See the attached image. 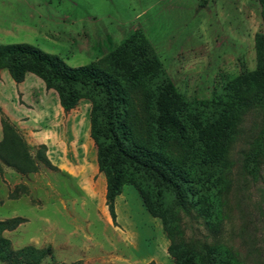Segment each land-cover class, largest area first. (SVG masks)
Wrapping results in <instances>:
<instances>
[{"label":"rangeland","instance_id":"obj_1","mask_svg":"<svg viewBox=\"0 0 264 264\" xmlns=\"http://www.w3.org/2000/svg\"><path fill=\"white\" fill-rule=\"evenodd\" d=\"M204 2L0 0V45L28 44L76 68L97 63L140 31L177 93L188 102L208 101L242 72L256 69L254 37L264 33V25L257 0ZM50 96L41 81L26 76L13 84L0 70V110L14 127L9 111L19 115L23 128V122L39 119ZM74 109L51 122L59 137V153L50 161L54 170L41 167L23 175L0 161V220L24 219L2 236L13 250L50 247L41 264H174L160 220L148 214L134 187L125 185L123 199L116 201V226L108 220L97 183L96 147L84 148L65 128L70 116L88 124L90 103L82 100ZM261 124L259 111L247 112L228 148L231 188L220 233H210L200 219L182 223L186 240L220 244L241 264H264V158L254 173L242 168ZM15 128L25 141L24 131H38ZM28 146L33 156L37 146Z\"/></svg>","mask_w":264,"mask_h":264},{"label":"trees","instance_id":"obj_2","mask_svg":"<svg viewBox=\"0 0 264 264\" xmlns=\"http://www.w3.org/2000/svg\"><path fill=\"white\" fill-rule=\"evenodd\" d=\"M257 1L264 25V0ZM254 50L256 69L242 72L208 101L188 102L177 93L140 31L97 63L76 68L28 44L0 45V70L15 83L34 75L57 94L64 112L82 100L90 103V138L98 172L105 178V206L114 226L115 199L130 185L148 214L160 220L169 241L166 252L174 264H241L220 244L186 240L182 223L184 218L200 219L210 233H220L231 188L228 148L251 110L261 113L262 124L242 168L254 173L264 158V33L255 35ZM0 126L2 163L23 175L39 173L41 167L55 169L45 146L31 155L1 110ZM23 222L19 217L0 220V261L5 264H41L51 255L50 247L11 248L2 234Z\"/></svg>","mask_w":264,"mask_h":264},{"label":"crops","instance_id":"obj_3","mask_svg":"<svg viewBox=\"0 0 264 264\" xmlns=\"http://www.w3.org/2000/svg\"><path fill=\"white\" fill-rule=\"evenodd\" d=\"M78 47L81 51L88 52L81 45H78ZM26 76L27 77L29 76V77H32V79H36V80L41 81L40 79H38L34 75L27 74ZM8 79H9L10 83L16 84L9 77V75H8ZM44 89H46L45 86H44ZM48 91L50 93H53V96H50L49 99L44 100V103H43L44 108L42 107L44 110H42L43 112L41 113L40 116H38L39 119L36 120L34 118H31V121L33 124H26V122H23L25 124H22L23 125L22 127L23 128H25V127L33 128L34 127V128H36V130H38L36 132L31 131L30 134H28V133H26V131H24L25 132L24 137L26 138L28 145L37 146V147L40 145L45 146L47 158L49 159V161H52V158H54L56 156L55 154L58 152L57 149H58L59 145H58L57 139H59V137L54 134L53 129H52V127L54 126V123H51V122L61 120V118L65 115H71L70 113H73L75 109H72L68 112H64L59 105L57 94L53 90H48ZM7 116L9 117L10 121L15 125V127L23 129L20 126L22 121H20L19 115H16L15 113H12L9 111V114ZM84 120H85L84 117L79 119L78 116H75V117L70 116L69 120H67V122L70 121V124H68V126H66L65 128L71 134L72 139L73 138L75 139L76 143L79 142L78 141L79 139H82V146L84 148H89V147H92L93 142H92V139L90 138L89 122H88V124H85ZM67 122H66V125H67ZM39 131H42V134L39 135L38 134ZM95 157H96V155H95ZM97 183H98L99 191L101 194L100 196H101V198L104 202V205H105V178L99 172H97ZM122 195H123V190H122L121 194L115 199L116 219H117L116 201H117V199H123ZM103 202H102V204H103ZM106 211H107V207H106ZM108 220H110L109 215H108ZM110 222H111V220H110ZM115 222H116V220H115ZM116 224H117V222H116Z\"/></svg>","mask_w":264,"mask_h":264}]
</instances>
